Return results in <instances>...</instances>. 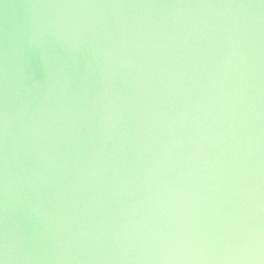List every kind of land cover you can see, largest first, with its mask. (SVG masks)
<instances>
[{"label": "water", "instance_id": "1", "mask_svg": "<svg viewBox=\"0 0 264 264\" xmlns=\"http://www.w3.org/2000/svg\"><path fill=\"white\" fill-rule=\"evenodd\" d=\"M0 264H264V0H0Z\"/></svg>", "mask_w": 264, "mask_h": 264}]
</instances>
